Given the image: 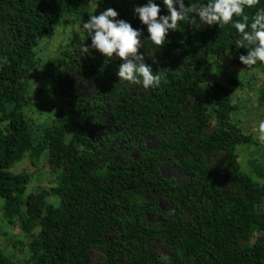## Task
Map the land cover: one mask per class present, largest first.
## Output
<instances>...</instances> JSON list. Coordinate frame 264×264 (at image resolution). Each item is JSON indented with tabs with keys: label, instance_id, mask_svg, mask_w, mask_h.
<instances>
[{
	"label": "trees",
	"instance_id": "16d2710c",
	"mask_svg": "<svg viewBox=\"0 0 264 264\" xmlns=\"http://www.w3.org/2000/svg\"><path fill=\"white\" fill-rule=\"evenodd\" d=\"M147 2L122 0L114 6L116 19L141 32L144 62L167 82L149 89L135 84L142 95L133 94L128 82L112 78L118 58L109 60L91 48L90 37L87 53L69 45L54 67L60 77L72 68L81 82H98L99 95L89 105L73 102L51 125L37 128L28 114L35 90L41 89L30 79L52 62L38 50L61 21L73 24L86 17L89 0H0V200L3 217L17 219L33 238L27 264H85V254L95 248L106 254V264H170L150 252L157 237L181 264H264V184L259 182L264 160L250 162L253 174L242 170L238 147L255 140L232 122L236 106L228 89L209 81L213 58L230 56L242 66L239 57L249 49L237 48L240 35L231 24L207 25L195 13V24L180 21L157 48L135 12ZM154 2L160 15H170L163 0ZM184 2L198 6L207 0ZM259 9L264 0L245 8L249 25ZM156 52L165 55L162 65L152 59ZM255 66L264 75V63ZM79 124L107 126L111 132L94 138ZM151 134L159 140L155 147L146 143ZM116 137L122 147H112ZM136 151L140 155L132 158ZM120 153L126 155L122 161L115 159ZM46 154L52 170H62L58 184L30 194L31 176L11 169L26 156L35 164ZM220 159L230 182L227 193L215 178ZM165 164L180 170L182 178L163 177ZM49 193L58 204L47 202ZM160 200L173 211L161 208ZM150 214L158 218L154 224ZM0 264L17 262L0 247Z\"/></svg>",
	"mask_w": 264,
	"mask_h": 264
},
{
	"label": "rangeland",
	"instance_id": "374dc122",
	"mask_svg": "<svg viewBox=\"0 0 264 264\" xmlns=\"http://www.w3.org/2000/svg\"><path fill=\"white\" fill-rule=\"evenodd\" d=\"M95 2L97 7L92 13L93 15H99L108 8L114 9L115 5H123L122 0H102L99 2L97 0ZM85 10L87 16L77 23L68 24L67 21H61L55 36L51 39H44L41 44L42 47L38 50L39 57L43 59L48 57L49 62H52H50L51 64L45 62L46 65L36 73V76L30 79L33 88L38 87L41 89L35 90L32 96L34 108L28 114L35 120V127L37 128L51 125L60 111L72 108L73 102L81 100L85 105H89L93 96L99 95L101 91L99 90L102 88L101 84L98 86L99 83L96 81L81 82L72 68L67 69L68 72H63V77H60V73L56 69L59 67H54L58 65L56 61L58 57H63L64 52L69 49V45H72L73 49H78L75 46L81 43L80 35H84L83 23L90 19L88 13L89 3L85 5ZM201 26L203 27L202 24ZM89 38L90 36L85 33L83 43L87 42ZM60 44L64 46L62 50H59ZM152 59L157 65H162L165 55L163 52H156L153 53ZM121 63L122 61L118 58L115 64L120 67ZM117 74L114 73L112 75L114 81L127 83V81H120ZM209 75V81L221 83L228 89L227 98L236 106V110L232 114V122L238 125L243 133L251 135L257 144L238 147V158L242 170L253 174L250 162L264 160V144H261L257 139L259 123L264 120V100L261 99L262 90L264 89V75L256 66L251 69H248L246 65L236 66L231 61L230 56L213 58V65L209 70ZM59 80H62V82L59 83ZM129 88L133 94L139 93L142 95V92L139 91L135 84H129ZM63 93L73 94V97H66L62 95ZM81 127L94 138H98L106 131L111 132V129L107 126L104 129H97L96 127L87 129L86 126L77 125V128ZM114 132H120V128L118 126L115 127ZM158 141V137L155 134L146 137L148 147L157 146ZM110 143H112L113 148L122 147L119 137H116ZM139 155L138 151L131 153L132 158H137ZM125 156V154L120 153L116 155L115 159L122 161ZM215 162L218 165L216 181L222 191L227 193L230 185L227 169L221 159ZM11 171L14 173H26L31 176L28 187V193L31 194L41 191L48 192L51 188L56 187L62 170H52L46 154L38 161H35V164L32 163L29 156H26ZM161 175L165 178L174 176L176 180L181 179L183 176L181 171L171 164L163 166ZM259 180L260 183L264 184V178ZM47 202L58 204V200L51 193L47 197ZM2 206L3 200H0V247L10 257H13L17 264H27L26 261L30 256V243H32L33 238L21 230L17 219L9 221L3 217ZM159 206L164 210L173 211L171 204L167 200H160ZM148 219L152 224L158 221L154 214H150ZM34 232L37 233L38 230L36 229ZM150 252L160 255L163 259L169 261L170 264H181L177 259H172V249L165 243L163 237L155 239ZM84 262L85 264H106L107 257L102 250L95 248L85 254Z\"/></svg>",
	"mask_w": 264,
	"mask_h": 264
},
{
	"label": "clouds",
	"instance_id": "9594fccd",
	"mask_svg": "<svg viewBox=\"0 0 264 264\" xmlns=\"http://www.w3.org/2000/svg\"><path fill=\"white\" fill-rule=\"evenodd\" d=\"M163 4L170 15H160L161 9L154 0H148L144 6L135 8L140 21L147 25L149 38L157 48L164 45L170 29H178L180 21L187 20L195 24L198 16L200 22L207 25L231 24L236 29L240 35L235 41L237 48L249 49L247 55L239 57L248 69L257 62L264 63V9L255 13L250 25L249 17L244 11L246 7L254 8L259 0H207V3L198 6H186L184 0H163ZM96 7L95 0H89L90 19L83 23L84 35H80L81 43L75 48L84 54L89 51V47L83 43L87 33L91 37V48L98 50L109 60L119 58L122 61L117 74L120 81H127L129 84L142 83L144 89L158 88L162 82L166 83L162 73L154 74L151 66L144 62V56L140 52L141 32L128 22L117 20L118 13L112 8L93 15ZM193 13L196 16H192ZM234 17L240 19L234 20ZM257 139L264 144V120L259 123Z\"/></svg>",
	"mask_w": 264,
	"mask_h": 264
}]
</instances>
